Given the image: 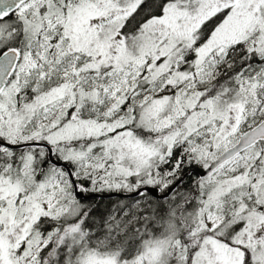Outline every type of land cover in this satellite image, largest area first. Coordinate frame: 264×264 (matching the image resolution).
<instances>
[{
  "label": "snow or ice",
  "instance_id": "obj_1",
  "mask_svg": "<svg viewBox=\"0 0 264 264\" xmlns=\"http://www.w3.org/2000/svg\"><path fill=\"white\" fill-rule=\"evenodd\" d=\"M0 264H264V0H0Z\"/></svg>",
  "mask_w": 264,
  "mask_h": 264
}]
</instances>
